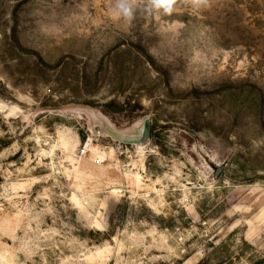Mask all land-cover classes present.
<instances>
[{
	"label": "rangeland",
	"instance_id": "rangeland-1",
	"mask_svg": "<svg viewBox=\"0 0 264 264\" xmlns=\"http://www.w3.org/2000/svg\"><path fill=\"white\" fill-rule=\"evenodd\" d=\"M115 2L0 0V264H264V0Z\"/></svg>",
	"mask_w": 264,
	"mask_h": 264
},
{
	"label": "clouds",
	"instance_id": "clouds-1",
	"mask_svg": "<svg viewBox=\"0 0 264 264\" xmlns=\"http://www.w3.org/2000/svg\"><path fill=\"white\" fill-rule=\"evenodd\" d=\"M197 5L203 6L204 10L212 7L213 0H194ZM176 0H146L145 11L162 13L165 16H172ZM137 13L134 0H116L113 8V17L131 22Z\"/></svg>",
	"mask_w": 264,
	"mask_h": 264
},
{
	"label": "built area",
	"instance_id": "built-area-1",
	"mask_svg": "<svg viewBox=\"0 0 264 264\" xmlns=\"http://www.w3.org/2000/svg\"><path fill=\"white\" fill-rule=\"evenodd\" d=\"M82 152H85V150H84V151H82Z\"/></svg>",
	"mask_w": 264,
	"mask_h": 264
}]
</instances>
